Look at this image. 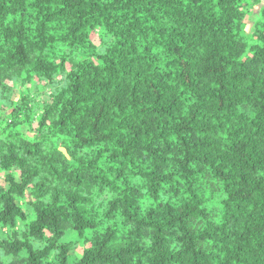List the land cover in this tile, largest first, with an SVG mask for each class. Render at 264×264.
Here are the masks:
<instances>
[{
  "label": "trees",
  "instance_id": "16d2710c",
  "mask_svg": "<svg viewBox=\"0 0 264 264\" xmlns=\"http://www.w3.org/2000/svg\"><path fill=\"white\" fill-rule=\"evenodd\" d=\"M261 2L0 0V264H264Z\"/></svg>",
  "mask_w": 264,
  "mask_h": 264
},
{
  "label": "rangeland",
  "instance_id": "374dc122",
  "mask_svg": "<svg viewBox=\"0 0 264 264\" xmlns=\"http://www.w3.org/2000/svg\"><path fill=\"white\" fill-rule=\"evenodd\" d=\"M263 4H264V0H262L261 4L254 5L253 8H252V14L256 13L258 11V9L260 8V6L263 5ZM252 29H253V22L250 20V21L247 22L246 27H245V30H246V32H250V31H252ZM91 36L95 40L96 44L98 45L99 42H100V38L98 37V32H96V31L93 32L91 34ZM10 84L14 88V90H15V92H16L17 95H22V93L25 94L27 92V89H29L28 86H26V88H24V87H21L19 85L14 84V83H10ZM13 85H15V86H13ZM32 94H34V93H32ZM23 132L24 133H27V134L30 133L26 128L23 129ZM17 175H18V172H17ZM80 251L81 250H80L79 247L75 250V252L77 254L80 253Z\"/></svg>",
  "mask_w": 264,
  "mask_h": 264
},
{
  "label": "water",
  "instance_id": "95a60500",
  "mask_svg": "<svg viewBox=\"0 0 264 264\" xmlns=\"http://www.w3.org/2000/svg\"><path fill=\"white\" fill-rule=\"evenodd\" d=\"M61 150L65 152L64 148H61Z\"/></svg>",
  "mask_w": 264,
  "mask_h": 264
}]
</instances>
